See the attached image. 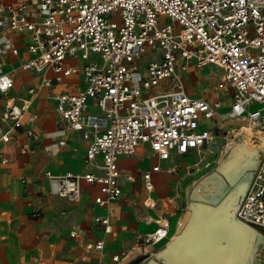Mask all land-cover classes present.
Here are the masks:
<instances>
[{
	"label": "built area",
	"instance_id": "obj_1",
	"mask_svg": "<svg viewBox=\"0 0 264 264\" xmlns=\"http://www.w3.org/2000/svg\"><path fill=\"white\" fill-rule=\"evenodd\" d=\"M7 29L24 35L29 56L22 69L41 75L39 84L27 88L30 97L52 85L48 72H80L85 83L77 93L59 92L53 98L66 127L88 141L85 163L95 170H46L50 195L77 202L84 180L99 187L95 203L108 206L122 194L121 156L134 154L140 144L161 161L172 153L200 150L213 139L202 119L244 118L264 133V0H0V32ZM18 44L0 37V55H18ZM69 59L83 62L67 65ZM190 62L221 69L223 87L232 90L227 110H221L220 101L186 92L180 71ZM13 83L0 60V144L23 131L21 151L26 152L33 150L32 124L38 115L29 111L31 98L17 102L9 96ZM161 169L157 163L143 171L148 191L154 188L153 173ZM236 217L264 229V149ZM94 221L110 231L108 215ZM157 224L145 237L155 244L169 231L167 220ZM103 247V240L93 244L96 250ZM123 259L112 257L116 264Z\"/></svg>",
	"mask_w": 264,
	"mask_h": 264
},
{
	"label": "crops",
	"instance_id": "obj_2",
	"mask_svg": "<svg viewBox=\"0 0 264 264\" xmlns=\"http://www.w3.org/2000/svg\"><path fill=\"white\" fill-rule=\"evenodd\" d=\"M0 37L14 39L20 48L18 55L9 53L0 55L5 70L11 73L14 81L9 96L15 98L17 102L31 98L29 111H34L38 115L32 124L36 134L30 141L33 150L21 151L25 142L23 131L8 143L0 144V264H116L112 260L113 255L119 254L118 252L126 246V241L124 243L117 236L116 217L119 213V199L124 191L137 184L135 177L139 167L129 172L121 168V160L145 158L147 165L140 169L139 184L146 193L144 203L149 205L156 182L163 174L170 173L167 170L169 167L176 165L178 168L181 159L192 153L185 155L172 153L168 160L161 161L147 144H140L134 154L118 159L122 194L108 206L95 203V197L100 193L99 187L84 180L81 181V197L77 202L50 195L46 170L54 174L65 171L85 173L95 170L93 166L85 163L88 141L77 131L66 127L56 110L53 98V95L59 92L77 93L84 89L85 83L80 72L70 75L48 72L47 76L53 81L52 85L42 87L37 96L30 97L27 88L39 84L41 75L21 67L23 60L29 56L23 41L24 35L7 29L0 32ZM82 62V59H69L67 65L79 66ZM196 68L197 65L190 62L186 70L180 71L186 92L210 102L220 101L219 98L208 99L195 91L191 76L196 75ZM24 76L26 78H23ZM0 103H3L1 97ZM229 106L230 104L222 105L221 110L225 111ZM157 163L162 169L153 173L154 188L148 191L144 187L142 173ZM205 210L206 208L201 205L194 214L192 213L193 215L187 213L178 221L177 229L183 230L182 235L193 230L204 217ZM34 212H39V215L35 216ZM104 215H108L111 222L110 231L107 233L94 221L95 216ZM162 220L169 223L168 218ZM162 220H156L152 226L148 225L150 220L147 221L149 234L157 228V222ZM71 232H76L77 235L72 237ZM99 240L104 241L102 250L93 248V244ZM172 251V245L169 244L163 254L168 258L173 256ZM119 264H123L122 260Z\"/></svg>",
	"mask_w": 264,
	"mask_h": 264
},
{
	"label": "rangeland",
	"instance_id": "obj_3",
	"mask_svg": "<svg viewBox=\"0 0 264 264\" xmlns=\"http://www.w3.org/2000/svg\"><path fill=\"white\" fill-rule=\"evenodd\" d=\"M195 74L191 78L198 94L211 100L219 98L223 106L231 103L232 90L223 87L219 68L197 66ZM202 124L211 128L213 139L183 157L176 171L162 175L151 193L149 205L144 203L146 193L139 184L140 169L147 165L145 158L121 160V168L129 172L139 166L137 184L123 192L116 217L117 236L126 241V246L118 252L124 257L123 264H132L141 256L144 258L137 264H264V231L242 226L234 215L247 175L264 149L263 130L244 118L202 119ZM242 125L250 128V133L240 129ZM237 154L241 159L232 167L235 172L226 170L228 160ZM217 183L221 186H216ZM206 189L218 194L216 205L200 201L209 195ZM201 205L206 208L204 217L190 233L182 235L183 230L177 229L178 221L187 213L194 214ZM163 218L169 219L167 237L156 244L145 240L150 230L147 221L152 226ZM169 244L173 256L167 258L163 251H167Z\"/></svg>",
	"mask_w": 264,
	"mask_h": 264
},
{
	"label": "water",
	"instance_id": "obj_4",
	"mask_svg": "<svg viewBox=\"0 0 264 264\" xmlns=\"http://www.w3.org/2000/svg\"><path fill=\"white\" fill-rule=\"evenodd\" d=\"M259 156V155H258ZM257 160H258V158H257ZM257 160H256V162H255V165L252 167V169L250 170V176H249V179H248V182H247V184H246V186H245V189H244V192H245V190H246V188H247V186H248V183H249V181H250V178H251V175H252V170L255 168V166H256V164H257ZM218 179V178H217ZM208 180V179H207ZM210 181V183H215L213 180H211V179H209L208 180V182ZM216 181H218L219 182V180H216ZM216 186H221V183H217V185ZM207 191H208V189H206ZM210 190V189H209ZM244 192H243V194L240 196V198L244 195ZM208 193H209V191H208ZM217 195L218 194H213L212 193V190H210V193H209V195L208 196H204V197H202V199L200 200V201H202L203 203L205 202V203H207V205H216L217 204V199H218V197H217ZM216 197V198H215ZM240 198L238 199V201H237V204H236V209H237V206H238V202H239V200H240ZM236 209H235V213H234V215H235V217H236ZM237 218V217H236ZM238 219V218H237ZM239 220V219H238ZM242 222V221H241ZM245 224V223H244ZM246 225H248V224H246ZM249 227H251V228H253V229H259V230H262V231H264V229H262V228H255V227H252V226H250V225H248ZM144 258V256H141V257H139V258H137L136 260H134L133 262H132V264H137V262L138 261H140V260H142Z\"/></svg>",
	"mask_w": 264,
	"mask_h": 264
},
{
	"label": "bare ground",
	"instance_id": "obj_5",
	"mask_svg": "<svg viewBox=\"0 0 264 264\" xmlns=\"http://www.w3.org/2000/svg\"><path fill=\"white\" fill-rule=\"evenodd\" d=\"M240 129H247L246 131L247 132H249L250 131V128H248L247 126H244V125H242L241 126V128ZM250 133V132H249ZM261 140H262V142H263V145H264V135L263 136H261ZM262 145V146H263ZM237 146V145H236ZM244 149V148H243ZM239 152V151H238ZM253 153V152H252ZM245 156V155H244ZM240 156L237 154L236 156H234V157H231L228 161H229V164L226 166V170H228V169H230L232 172H235V167L234 168H232L233 167V165H235L236 163H239V161H240V159H241V157L239 158ZM253 158V157H252ZM227 162V161H226ZM225 162V163H226ZM252 162V161H251ZM227 164V163H226ZM222 165V164H221ZM224 166H221V168H223ZM222 174V173H221ZM226 174V173H225ZM234 174V173H233ZM237 174V173H236ZM240 174V173H239ZM219 175V174H218ZM232 176H234V175H232ZM249 176H250V172L248 173V175H247V181H246V183H245V186H246V184H247V182H248V179H249ZM229 177V176H228ZM231 179H232V177H230ZM245 186H244V188H243V191H242V193H241V195L243 194V192H244V189H245ZM235 209H236V207H235ZM236 218V217H235ZM236 220L238 221V223H240L242 226H247L248 228H250V229H253V228H251V227H249L248 225H246V223L244 224L243 222H241L240 220H238L237 218H236Z\"/></svg>",
	"mask_w": 264,
	"mask_h": 264
}]
</instances>
